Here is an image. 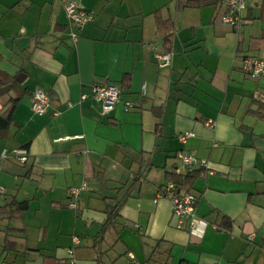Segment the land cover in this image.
<instances>
[{"label":"crops","instance_id":"obj_1","mask_svg":"<svg viewBox=\"0 0 264 264\" xmlns=\"http://www.w3.org/2000/svg\"><path fill=\"white\" fill-rule=\"evenodd\" d=\"M68 2L92 20L76 27ZM225 13L222 0H0V114L14 105L0 133V264H264V78L241 69L264 59V0H247L238 31ZM96 84L122 91L107 114L82 100ZM191 169L201 236L159 197Z\"/></svg>","mask_w":264,"mask_h":264},{"label":"built area","instance_id":"obj_2","mask_svg":"<svg viewBox=\"0 0 264 264\" xmlns=\"http://www.w3.org/2000/svg\"><path fill=\"white\" fill-rule=\"evenodd\" d=\"M226 7V13L222 20L224 23L231 26L234 30L238 31L244 23L242 18V12L246 8L247 0H222ZM65 11L71 21L76 27L81 28L86 23L92 20V13L82 10L75 3L68 2L64 6ZM74 39L78 38L77 35H73ZM173 54H162L157 55L161 66H167L172 61ZM242 71L251 79L259 80L264 78V59L256 57H246L242 60ZM121 89L115 84H103V85H92L89 94L84 93L82 100L88 98L94 99L100 104L102 113L107 114L115 109V107L122 101L121 100ZM261 99L264 96L260 95ZM50 97L42 89L38 88L32 95V109L38 115H44L50 107ZM125 110L130 111L135 107V103L131 101L124 102ZM209 127L213 126V123L208 122ZM191 136V133H184L179 135V139L185 142L186 139ZM28 151L26 149L17 150L15 153L16 158L20 163H26L28 161ZM8 155L6 151L2 153V158H6ZM183 165L191 167L195 164V159L186 154H180ZM202 165H206V161L201 162ZM84 190H88L87 185H83L78 189H73L71 194L74 197H78ZM5 197V189L0 185V205ZM159 197L169 198L173 208V214L178 219V227L182 228L183 224L188 222L190 224L189 231L193 234L202 235L199 233L201 229L207 226L205 221L199 220L196 217V206L198 198L193 193H179L177 187L173 182H169L167 185L162 187ZM72 207H76V204H72ZM202 227V228H201ZM74 242L77 243V238H74Z\"/></svg>","mask_w":264,"mask_h":264},{"label":"trees","instance_id":"obj_3","mask_svg":"<svg viewBox=\"0 0 264 264\" xmlns=\"http://www.w3.org/2000/svg\"><path fill=\"white\" fill-rule=\"evenodd\" d=\"M199 3V2H197ZM172 37V34L168 37V42L170 41ZM14 109V105H12L10 107V109L4 113V114H0V133L1 132H5L8 130L9 126L12 123V112ZM202 171L200 170H190L188 171L186 174H171L169 176V180L171 182H173L176 187H177V192L181 193V187H185L186 192L185 193H190V185L192 184V182L200 176ZM15 205L18 206V210H25L27 208V203H14ZM1 206V205H0ZM230 223V222H229Z\"/></svg>","mask_w":264,"mask_h":264},{"label":"water","instance_id":"obj_4","mask_svg":"<svg viewBox=\"0 0 264 264\" xmlns=\"http://www.w3.org/2000/svg\"><path fill=\"white\" fill-rule=\"evenodd\" d=\"M10 91V86L0 88V97Z\"/></svg>","mask_w":264,"mask_h":264}]
</instances>
